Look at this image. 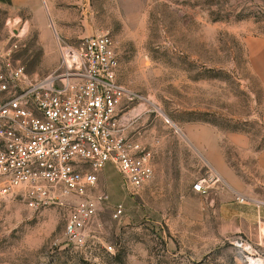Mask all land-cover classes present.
I'll list each match as a JSON object with an SVG mask.
<instances>
[{"label": "rangeland", "instance_id": "obj_1", "mask_svg": "<svg viewBox=\"0 0 264 264\" xmlns=\"http://www.w3.org/2000/svg\"><path fill=\"white\" fill-rule=\"evenodd\" d=\"M97 34L114 40L134 96L121 114L153 174L135 191L104 167L83 248L64 206L0 197V264H264L231 216L264 206V0H0V65L9 55L31 77L59 69L57 41ZM212 176L208 193L192 190Z\"/></svg>", "mask_w": 264, "mask_h": 264}, {"label": "built area", "instance_id": "obj_2", "mask_svg": "<svg viewBox=\"0 0 264 264\" xmlns=\"http://www.w3.org/2000/svg\"><path fill=\"white\" fill-rule=\"evenodd\" d=\"M57 50L59 69L44 77L29 76L9 55L1 61L0 197L33 210L64 206V234L83 248L98 203L106 198L94 193L104 167L116 169L136 191L152 176L153 165L138 138L127 134L130 120L121 108L134 96L117 81L114 40L97 34L74 46L57 41ZM213 180L219 179L200 178L192 190L206 194ZM123 213L117 204L112 217Z\"/></svg>", "mask_w": 264, "mask_h": 264}, {"label": "crops", "instance_id": "obj_3", "mask_svg": "<svg viewBox=\"0 0 264 264\" xmlns=\"http://www.w3.org/2000/svg\"><path fill=\"white\" fill-rule=\"evenodd\" d=\"M122 117L126 120L131 119L129 116H125V114ZM128 126L129 123H127V129ZM227 208L228 206L226 210ZM234 212L235 214L231 216H235L236 218V232L249 241L251 240V242L264 244V206L255 205V208L237 206Z\"/></svg>", "mask_w": 264, "mask_h": 264}]
</instances>
